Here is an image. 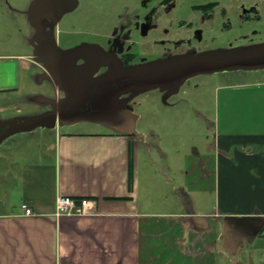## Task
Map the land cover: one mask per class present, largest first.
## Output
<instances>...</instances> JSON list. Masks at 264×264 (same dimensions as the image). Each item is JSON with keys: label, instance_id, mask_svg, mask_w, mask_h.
<instances>
[{"label": "crops", "instance_id": "obj_1", "mask_svg": "<svg viewBox=\"0 0 264 264\" xmlns=\"http://www.w3.org/2000/svg\"><path fill=\"white\" fill-rule=\"evenodd\" d=\"M54 13L52 0H0V130L19 120L18 106L43 97L45 81L58 96L32 46L35 17ZM214 104V142L190 159L192 171L185 144L178 171L156 162L131 114L109 122L117 132L75 120L67 122L84 128L50 126V159L21 166L19 206L0 212V264H264V80L219 85ZM59 196L94 206L56 216Z\"/></svg>", "mask_w": 264, "mask_h": 264}, {"label": "rangeland", "instance_id": "obj_2", "mask_svg": "<svg viewBox=\"0 0 264 264\" xmlns=\"http://www.w3.org/2000/svg\"><path fill=\"white\" fill-rule=\"evenodd\" d=\"M159 1L161 0H52L53 9L55 7L53 16H41L39 19L42 26V42L47 41L48 44L50 41L56 42L55 45L51 44L62 58L65 69L71 67L76 70L83 63L94 59L90 54L91 47L108 49L109 40L114 41V36L122 30L131 29V39H137V25L146 22L145 16L157 8ZM237 1L239 0H219L229 13V27L219 25V22L212 28L211 24H206V28L202 30L198 28L201 31L199 39L192 33L188 35L187 32L173 33L175 34L173 39L166 40L162 45H159V42L156 44L160 52L158 56L148 53L144 55L146 62L141 68L146 72L165 64V68L169 70L172 65L186 63L188 69L205 54H215L221 58L228 54L240 55L247 51L259 53L264 50V24L244 25L231 9V5H235ZM210 2L212 0H173L167 13L170 29L183 30L177 28L181 22L199 19L200 14L194 10V6ZM212 14H217V10L214 9ZM36 21L35 17L37 40L39 31ZM223 23H226V20ZM180 39L187 42V47L177 48L174 45V42ZM150 47L151 44L148 49ZM164 48L166 52H162ZM144 71L140 70L141 73ZM263 80L264 65H240L212 73L193 71L187 74L182 86L175 91H161L144 84L136 86L134 93L144 91L148 98L145 94L137 95L138 98L130 105L131 111L124 112L119 119L115 117L116 115L108 114L103 108L95 111L91 117L73 120L85 122L83 123L85 127L90 124L100 130L117 132L116 128L122 130L119 124L115 128L111 127L109 122L122 120L130 114L134 115L132 128L136 133L143 134L145 150H150L149 153L156 162L162 166L169 160L178 171L180 156L176 148L185 144L187 170L192 171L190 159L197 158L194 156L195 153L201 157L207 156L214 142V97L217 86L237 81L255 83ZM30 94L33 96L32 92ZM42 96L33 98L31 104L24 105L25 107L18 106L20 114L12 110L14 117L21 120L29 116L39 117L40 114L43 116L47 111L52 114L54 111L52 107L58 106L62 92L57 96L50 83L45 81ZM100 98L103 102V97ZM91 121L94 123H89ZM63 128L71 130L84 127L80 125L72 127L67 122ZM53 137L52 127L33 126L7 136L0 142V212L10 211L19 206L20 168L29 159L35 162L50 159L51 153L47 152L46 148ZM168 175L158 177L166 180ZM146 176L147 173H144V177ZM192 177V174L187 176V186ZM193 200L200 201L195 196ZM203 203L209 207L210 199L206 198Z\"/></svg>", "mask_w": 264, "mask_h": 264}, {"label": "flooded vegetation", "instance_id": "obj_3", "mask_svg": "<svg viewBox=\"0 0 264 264\" xmlns=\"http://www.w3.org/2000/svg\"><path fill=\"white\" fill-rule=\"evenodd\" d=\"M172 1H159L157 8L145 16L146 22L137 25V39H131V29L122 30L114 36V41L109 40L108 49L91 47L90 54L94 59L83 63L76 70L72 68L69 73L65 71L62 58L58 54L57 56L53 55L56 51L53 45L48 44L46 50L49 52V60L45 59L44 65L46 66V63L49 62L51 68H57L51 72L52 77L58 75L59 67L62 66L63 69L61 83H57L58 96L62 92V99L54 110L61 108L63 118L71 116L86 118L93 116L95 111L104 108L108 114L116 115L115 117L119 119L124 112L130 110V105L138 98L137 95L145 94L144 91L138 94L134 93L136 86L144 84L147 87H156L161 91H175L182 86L187 74L193 73V71H203L204 65L211 66L214 63H222L235 57V54H228L221 58L215 54H205L194 63L193 67L188 69L186 63L179 66L172 65L173 67H170L169 70L165 68L164 64V66L145 72V69L141 68L146 62L144 55L148 53L158 56L160 54L156 48L158 42L159 45H162L166 40L173 39L176 33L186 34V32L187 35L192 33L196 39H199L200 30L206 28V24H211L210 28L217 25L218 22L219 25L230 26L226 7H222L223 4L219 0H212L205 5L194 6V10L200 14L199 19L188 20L187 23L181 22L177 28H183V30L170 29L167 13L170 11ZM214 9L217 10V14L213 15ZM231 9L244 25L264 24V0H239L235 5H231ZM157 10H159L158 13ZM222 20H226V23H223ZM150 44L151 47L148 49ZM174 45L177 48L180 46L185 48L187 42L180 39L174 42ZM165 50L164 48L162 52H166ZM248 53L251 51L243 54ZM252 64H264V58L253 61ZM140 70L144 72L141 73ZM86 85H89L88 90L85 89ZM74 90L77 92H73ZM145 95L148 98V94ZM100 97H103V102Z\"/></svg>", "mask_w": 264, "mask_h": 264}, {"label": "water", "instance_id": "obj_4", "mask_svg": "<svg viewBox=\"0 0 264 264\" xmlns=\"http://www.w3.org/2000/svg\"><path fill=\"white\" fill-rule=\"evenodd\" d=\"M53 13V10H52ZM47 16L49 14H46ZM41 16H45L44 14H39L38 16H36V22H37V26H38V31H39V37L38 39L32 44L33 48H35V50H37V53L40 56L46 57V60H49V54L46 52H43L40 48V44L43 38V34H42V26L41 23L39 21ZM54 47V46H53ZM55 48V47H54ZM56 50V49H55ZM54 56H57V51L54 52L53 54ZM264 58V52H259V53H255V52H251L248 54H241V55H235L234 58L228 59L222 63H214V65L208 66V65H204V70L205 72L208 73H212V72H217V71H221L224 70L226 68H230V67H235V66H240V65H250V66H263L264 64H252L253 61L259 60ZM251 63V64H250ZM46 68L47 70L51 73L54 72V70H56L57 68H51L49 62L46 63ZM62 75H63V69L62 66L58 68V75L57 76H53V80L57 81V83H61V79H62ZM89 85L85 86V89L88 90ZM73 92H77V90H74ZM82 95V94H81ZM91 95H94V93H91ZM62 113L63 110H61V108H59L58 110H54L52 112V114H46L43 115L41 117L38 118H34L31 120H18L16 122H9L7 124V128H3L0 130V142L7 136L13 135L19 131L22 130H26L29 127H33V126H53L57 123H64L67 122L69 120H73L78 118L77 116H71V117H67V118H63L62 117Z\"/></svg>", "mask_w": 264, "mask_h": 264}, {"label": "built area", "instance_id": "obj_5", "mask_svg": "<svg viewBox=\"0 0 264 264\" xmlns=\"http://www.w3.org/2000/svg\"><path fill=\"white\" fill-rule=\"evenodd\" d=\"M93 201L88 198H74L70 196H59L55 200V215H84L93 209ZM25 215L32 213L29 206H21Z\"/></svg>", "mask_w": 264, "mask_h": 264}]
</instances>
